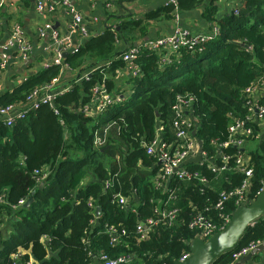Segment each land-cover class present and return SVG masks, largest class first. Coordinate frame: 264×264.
<instances>
[{
    "label": "trees",
    "instance_id": "1",
    "mask_svg": "<svg viewBox=\"0 0 264 264\" xmlns=\"http://www.w3.org/2000/svg\"><path fill=\"white\" fill-rule=\"evenodd\" d=\"M217 1L176 0L146 13L144 18H114L115 25L111 23L63 56L62 64L79 71L78 75L88 70L87 80H73L55 96L53 107L41 104L11 126L0 120V196L4 200L0 217L6 215L10 222L6 237L0 230V264H12V254H19L23 263L33 259L38 264H91L98 254L110 258L131 254L133 264H174L189 252L188 241L194 238V231L188 228V221L197 210L207 208L205 213L219 222L220 214L231 215L238 207L231 197L221 210L214 209L221 191L233 190L242 182L243 174L234 168L233 158L220 174L207 168L208 163L200 167L187 163L210 183L171 178L169 187L176 198L167 207H177L179 212L168 224L156 210V200H165L168 192L154 188L150 179L157 166L153 156L146 153V146L158 135L166 144L174 142L171 106L177 95L195 98L189 113L196 121L193 135L218 165L221 160L211 141L226 140L231 116L244 117L247 113L242 90L264 74V0H240L234 10L219 17ZM202 4L204 20L218 25L213 39L201 43L200 50L177 49L165 64L160 62V53L142 50L135 59L141 74L130 77L129 92L123 100L96 116L81 111L91 99V88L101 80L114 92L113 79H103V73H114L124 66L121 55L128 46L116 51L119 40L131 41L133 37L127 34L133 32L143 37L149 21L172 19L176 9L187 11ZM61 69L62 65H50L29 74L11 91L0 93V105L22 103L35 87L49 83ZM112 122L103 145L95 146L94 132L101 133ZM257 128L253 123L251 139L258 136ZM222 152L234 154L236 148L228 146ZM244 152L253 168L246 193L248 203L264 185V133L256 149L247 151L244 145ZM36 170L46 171L42 181ZM106 180L109 188H104ZM114 194L129 196V207L122 209L112 201ZM29 197L28 206L19 205ZM96 207L100 209L98 215ZM146 218L160 221L151 227L147 238L140 240L137 227ZM108 226L116 229L119 242L110 243ZM263 234L264 215L246 228L233 249L211 264H232L233 251L261 240Z\"/></svg>",
    "mask_w": 264,
    "mask_h": 264
},
{
    "label": "built area",
    "instance_id": "2",
    "mask_svg": "<svg viewBox=\"0 0 264 264\" xmlns=\"http://www.w3.org/2000/svg\"><path fill=\"white\" fill-rule=\"evenodd\" d=\"M18 1L20 0H4V3L10 6ZM175 2L176 0H168L165 4ZM34 3L35 10L40 15H50L56 12L57 6L50 0H34ZM61 5L64 6L67 11H71L74 14L71 23L67 24L69 34L70 31H74L80 34L82 38H88L90 36L89 31L83 23L81 16L69 9L67 0H63ZM235 6H232L231 10H234ZM53 26L54 22L48 20L36 28L40 38L45 36L49 37V43L46 46L48 58L41 63L39 69L48 68L50 65H62V69L60 70L62 71L66 68V65L62 64L63 54L65 52H73L79 46L72 45L69 34H63ZM218 31V25L215 22L211 23L210 29L203 33L192 34L186 29H176L175 32L170 35L149 38L142 42L141 45L128 46L122 53L121 59L131 72V77H137L140 76L141 73L135 59L142 50L160 53V62L165 64L170 61V57L175 54L179 48L183 47L187 50L198 48V50H200V44L213 39L218 34ZM9 49H12L21 61L27 62L29 60L32 46L18 23L13 24L8 38L2 45V50L0 51V71H4L7 68L8 56L6 51ZM59 75L54 77L49 83L35 87L22 103L0 105V120H2L6 126H11L16 119L24 118L28 110L36 109L41 104H48L50 107H53L55 96L67 89L54 90ZM87 78V73H85L80 77V80H87ZM104 78L103 76V79ZM242 93L245 98L244 106L247 110L246 115L244 117L231 116L232 120L227 126L226 140L219 141L215 139L211 141L215 148L216 156L221 160L220 165L216 164L214 159L208 156L207 152L202 149L201 143L192 134V132L195 131L194 125L196 124V121L192 119L190 117L191 114H189L192 109V104L195 101L192 95H177L171 106L174 112V119L172 121V126L175 130L174 142L166 144L158 135L155 140L146 146V153L153 156L155 165L157 166L156 173L152 176L151 182L155 189H159L162 193L168 192V196L165 200H156L158 203L156 208L157 214L160 215L163 221L168 222V224L176 219L179 212V208L177 207H167L170 201L176 198L175 191L169 187L171 178L182 181L195 179L204 184L210 183L208 178L202 175L200 171L188 167L187 162L192 157L195 158L199 156L200 160L194 163L199 167L204 165V163H208L206 165L207 168L216 173H221L226 168L228 160L233 158L234 168L243 174L240 186L233 190H224L219 193L218 200L214 205L215 210H221L224 202L231 197L235 198V204L238 206L249 203H246V193L250 184L253 168L249 165V158L244 152V145L247 138L253 135V123L257 122L259 124L264 120V101H261L264 97V74L245 87ZM124 95L123 92H110L107 90L105 82L101 80V82L96 83L91 88V99L89 102L82 105L81 111L86 115L96 116L97 114L104 113L108 107L121 102ZM54 113H58L56 109H54ZM110 125H114V122L110 123ZM108 127L109 125L103 128V134L94 132L93 144L95 146L98 147L103 145ZM157 130L159 133L161 128L158 126ZM228 146L236 148V152L234 154L223 153L222 149ZM35 174H40L39 181H42L47 175L46 171L39 172L38 170L35 171ZM109 187L110 182L106 180L104 182V188ZM130 200L129 196L122 194H114L112 197V201L116 202L122 209L129 207ZM24 202L25 199H22L18 203L21 205ZM0 203H4L1 196ZM87 204L94 208L92 201H88ZM205 211H207V208H205L204 211L197 210L188 221V228L194 231V238L198 237L206 240L212 234L222 230L230 220V215L220 214V221L214 222ZM159 221V219L154 218H146L144 221H141L137 227L139 239L143 240L147 238L151 227ZM106 231L110 236L111 244L119 242V234H116V229L113 226H108ZM121 234H124V230H121ZM192 239L193 238L188 241V245ZM263 243L264 234L261 240L250 242L233 251L231 253L233 262H236ZM189 255L190 252H184L178 260L182 261ZM11 258L13 259L12 264H30L32 260L30 259L23 263L20 261L21 258L19 254H12ZM97 258L101 264H133V255L131 254H121L116 258H110L106 254H98Z\"/></svg>",
    "mask_w": 264,
    "mask_h": 264
},
{
    "label": "crops",
    "instance_id": "3",
    "mask_svg": "<svg viewBox=\"0 0 264 264\" xmlns=\"http://www.w3.org/2000/svg\"><path fill=\"white\" fill-rule=\"evenodd\" d=\"M57 6L56 12L50 15H40L35 10L34 0H30V3H25L24 0H20L14 5L8 6L4 3V0H0V51L2 45L8 38L11 27L14 23L20 24L27 39L30 41L32 51L27 62L21 61L12 49L7 50V68L4 71H0V93L4 91H11L12 88L19 85L29 74L39 71L41 63L48 58L46 46L49 43V37L45 36L40 38L37 34L36 28L44 22L51 20L56 25V28L63 34H69L67 24H70L73 20V13L67 11L64 6L61 5L63 0H50ZM69 9L75 14H79L83 23L86 25L89 31V37L101 33L104 28L112 23L115 25V19L119 16H129L133 19L144 18L145 14L163 6L168 0H67ZM240 0H218L216 17L221 16L231 10L232 6L238 4ZM204 5H200L192 10L187 11H175V15L172 19L158 18L148 22V28L143 37H138L137 32L127 34L128 38H132L131 41L119 40L115 46L116 51H120L129 44L141 45V41L144 42V38H155L160 36H167L175 32L176 29H186L192 34L203 33L210 29V24L202 17ZM72 45L80 46L84 40L88 38H82L80 34L74 31H70L69 34ZM132 42V43H131ZM84 64L83 66H85ZM82 66V67H83ZM88 70H82L80 75L79 71L71 69L69 67L64 68L58 78V82L54 87V90L65 89L70 87L74 81H79L80 77L87 73ZM104 77H110L113 79L114 88L112 91L123 92L124 94L129 92L131 72L125 66L115 70L114 73H103ZM118 90V91H117ZM191 117V115H190ZM258 128V138L264 133V120L259 124L256 122ZM107 132L111 130L112 126L108 123ZM104 126V127H105ZM103 127V128H104ZM103 130V129H102ZM98 132V131H96ZM106 132V133H107ZM99 133V132H98ZM105 133V131H104ZM99 134H103V131ZM160 136V135H159ZM254 136V134H253ZM252 140L251 138L247 140ZM246 142V143H247ZM245 143V145H246ZM199 157V156H198ZM200 160L197 156L190 158L187 163H194ZM220 174V173H219ZM152 178V177H151ZM151 180V179H150ZM85 180L81 182L83 183ZM77 190H74L75 193ZM10 222L6 215L0 217V230L3 237H6L9 233ZM246 256V255H245ZM244 257V256H243ZM238 261V260H237ZM30 264H38L35 260H31ZM91 264H101L97 256H94ZM242 264H264V249L252 254L249 260H245Z\"/></svg>",
    "mask_w": 264,
    "mask_h": 264
},
{
    "label": "water",
    "instance_id": "4",
    "mask_svg": "<svg viewBox=\"0 0 264 264\" xmlns=\"http://www.w3.org/2000/svg\"><path fill=\"white\" fill-rule=\"evenodd\" d=\"M177 11H179L177 9ZM56 28V25L53 26ZM148 38H144V41ZM142 43V41L140 42ZM134 45H136L134 43ZM68 52H65V56ZM194 134V131L192 132ZM200 150V149H199ZM197 159L199 157L197 156ZM31 197L22 204L28 206ZM95 214L100 212L99 207L95 208ZM264 215V185L262 190L248 204H242L231 212L230 220L225 227L212 234L208 239L203 240L195 237L189 244L190 255L180 261L175 260L174 264H211L220 254L233 249L240 241L246 228ZM98 220L96 219V222ZM264 249V243L251 250L246 256L232 264H242L249 260L252 254L259 253Z\"/></svg>",
    "mask_w": 264,
    "mask_h": 264
},
{
    "label": "rangeland",
    "instance_id": "5",
    "mask_svg": "<svg viewBox=\"0 0 264 264\" xmlns=\"http://www.w3.org/2000/svg\"><path fill=\"white\" fill-rule=\"evenodd\" d=\"M257 145H258V138L256 139H252V140H249L246 145H245V149L247 151H250V150H254L257 148Z\"/></svg>",
    "mask_w": 264,
    "mask_h": 264
}]
</instances>
